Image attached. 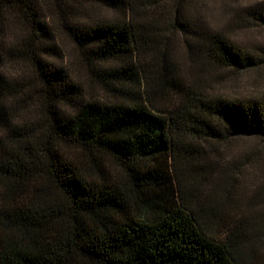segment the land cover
Instances as JSON below:
<instances>
[{"label":"trees","instance_id":"trees-1","mask_svg":"<svg viewBox=\"0 0 264 264\" xmlns=\"http://www.w3.org/2000/svg\"><path fill=\"white\" fill-rule=\"evenodd\" d=\"M47 1L112 97L74 76L39 0H0V14L15 7L27 24L19 44L0 37V61L19 57L30 68L23 81L0 71V264H264L255 247L264 213L228 209L204 190L196 144L215 152L220 194L229 199L238 186L241 196L243 176L264 165V92H196L154 48L177 30L191 60L243 70L259 66L253 53L205 26L188 0H173V17L164 0ZM243 12L264 25V2ZM246 138L260 143L230 158L218 150ZM191 159L201 162L193 173Z\"/></svg>","mask_w":264,"mask_h":264},{"label":"rangeland","instance_id":"rangeland-1","mask_svg":"<svg viewBox=\"0 0 264 264\" xmlns=\"http://www.w3.org/2000/svg\"><path fill=\"white\" fill-rule=\"evenodd\" d=\"M43 7L41 18L49 20L53 33L59 44L60 51L63 55V60L66 61L73 71L74 76L83 84L91 85V94L96 97L111 98L112 96L99 89L98 84L90 79V75L86 70L85 65L81 62L77 48L74 44L60 32L58 28L59 14H52L53 8L48 7L47 0H39ZM264 2V0H188L187 10L194 16H199L205 26L218 29L221 32L229 35L234 42L240 47L250 50L255 60L259 62V66L249 69L235 70L228 67L214 66L201 61L191 60L187 54L182 37L177 30H168L165 35L169 36L167 45L156 46L155 53L160 55L164 50L166 54L172 58L177 64L178 70L185 80L191 84L192 90L201 92L205 95H220L225 97H247L259 96L264 92V25L253 19H247L244 16V7ZM164 4L170 9L169 16L173 17V6L175 1L164 0ZM165 5V6H166ZM166 8V9H167ZM50 9V10H49ZM94 14H109V10H104L96 6L92 7ZM0 16H3V25H1L0 37L5 42L6 46L17 44L25 35L27 24L23 18V14L19 13L15 7L6 8ZM20 43V42H19ZM18 43V44H19ZM4 44V45H5ZM166 48V49H165ZM257 57L259 59H257ZM0 71L6 77H11L15 80H25L30 75V68L22 58H9L0 61ZM152 102L160 104L162 99L158 93H152ZM28 114V112L26 113ZM260 141L257 138H246L240 141H234L230 147L222 148L218 146L219 152H223L225 158H230L231 153L239 150V147L248 148L258 146ZM201 149L200 154L206 158L205 172L200 175L202 181L201 186L208 191L211 196H216L220 201H225L229 207L232 205H241L249 216L257 217L264 213V165L262 171L251 173L243 176L241 180V196L238 194V186L234 188L235 194L227 193L231 198H225L220 193H226L225 188L215 186L216 171L212 172L215 165L216 155L214 150H211L206 141L196 143ZM222 155L219 156L221 163ZM194 162L193 165L189 161L190 171L199 169V164ZM198 164V165H195ZM192 166V167H191ZM221 164L219 165V168ZM193 173V171H192ZM221 177V175H220ZM206 178L209 180H206ZM190 180H192L190 178ZM222 180V179H221ZM237 192V193H236ZM220 197V198H218ZM255 235L257 243L256 250L260 253L264 251V221L261 224H256Z\"/></svg>","mask_w":264,"mask_h":264}]
</instances>
